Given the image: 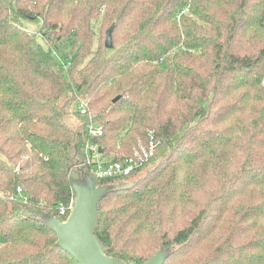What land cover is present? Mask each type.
Returning a JSON list of instances; mask_svg holds the SVG:
<instances>
[{"label":"trees","instance_id":"16d2710c","mask_svg":"<svg viewBox=\"0 0 264 264\" xmlns=\"http://www.w3.org/2000/svg\"><path fill=\"white\" fill-rule=\"evenodd\" d=\"M87 180L108 256L264 264V0H0V264H79L49 221Z\"/></svg>","mask_w":264,"mask_h":264},{"label":"water","instance_id":"95a60500","mask_svg":"<svg viewBox=\"0 0 264 264\" xmlns=\"http://www.w3.org/2000/svg\"><path fill=\"white\" fill-rule=\"evenodd\" d=\"M112 30L113 25L106 30L104 46L107 49L112 47ZM116 99L117 97L113 100ZM78 176L77 173L72 174L74 179ZM73 191V205L65 220L49 221V226L56 233L58 245L79 264H125L108 256L94 234L97 220L96 204L104 188L96 187L93 181L87 180L85 186L74 185ZM163 261V252H158L142 264H162Z\"/></svg>","mask_w":264,"mask_h":264},{"label":"built area","instance_id":"2783aa9c","mask_svg":"<svg viewBox=\"0 0 264 264\" xmlns=\"http://www.w3.org/2000/svg\"><path fill=\"white\" fill-rule=\"evenodd\" d=\"M77 110L79 111L80 114L85 115L86 114V108L84 104L81 102L77 105ZM89 133L91 135H100L101 134V128L99 126H94V125H89ZM93 152V157L91 159V163L94 165V171L95 175L98 177H105V176H113V175H125L129 173L131 170H133L135 167L138 165V160L134 158H127L124 159L123 161H108L105 162L102 159H100L99 154L96 152V147L91 148ZM147 155L144 154V157ZM19 190V188H18ZM73 200L74 198L71 199L68 207H67V214H69L72 205H73ZM61 214L66 213V209L61 207L60 209Z\"/></svg>","mask_w":264,"mask_h":264},{"label":"rangeland","instance_id":"374dc122","mask_svg":"<svg viewBox=\"0 0 264 264\" xmlns=\"http://www.w3.org/2000/svg\"><path fill=\"white\" fill-rule=\"evenodd\" d=\"M28 25V29H29V31L30 32H32L33 31V29L35 28V26H36V23L35 22H33V23H30V24H27ZM96 30H97V27H96ZM97 35L94 37V44L97 42ZM61 49H62V53H69L70 52V49H71V43H70V41L69 40H65V41H63L62 43H61ZM75 123V122H74ZM100 156V155H99ZM101 157V159H103L102 157V155L100 156Z\"/></svg>","mask_w":264,"mask_h":264}]
</instances>
